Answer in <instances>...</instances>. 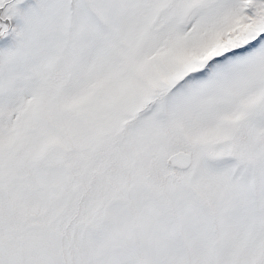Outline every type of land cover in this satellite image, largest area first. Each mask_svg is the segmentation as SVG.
Instances as JSON below:
<instances>
[{
	"label": "snow or ice",
	"instance_id": "obj_1",
	"mask_svg": "<svg viewBox=\"0 0 264 264\" xmlns=\"http://www.w3.org/2000/svg\"><path fill=\"white\" fill-rule=\"evenodd\" d=\"M0 264H264V0H0Z\"/></svg>",
	"mask_w": 264,
	"mask_h": 264
}]
</instances>
